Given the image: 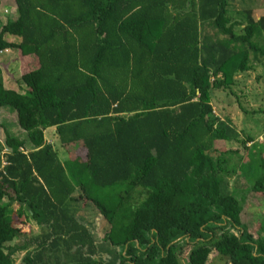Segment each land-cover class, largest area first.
Returning <instances> with one entry per match:
<instances>
[{
  "label": "trees",
  "instance_id": "obj_1",
  "mask_svg": "<svg viewBox=\"0 0 264 264\" xmlns=\"http://www.w3.org/2000/svg\"><path fill=\"white\" fill-rule=\"evenodd\" d=\"M12 1L0 54L30 61L20 90L3 86L0 65V108L26 136L0 126V264L20 251L21 264H105L72 201L101 217L116 264H178L182 247L187 264L211 251L264 264V222L253 236L228 186L239 174L248 192L264 191V161L241 165L250 137L237 149L215 144L236 134L210 104L264 62V11L244 9L236 30L231 0ZM12 204L37 235L16 227Z\"/></svg>",
  "mask_w": 264,
  "mask_h": 264
},
{
  "label": "rangeland",
  "instance_id": "obj_2",
  "mask_svg": "<svg viewBox=\"0 0 264 264\" xmlns=\"http://www.w3.org/2000/svg\"><path fill=\"white\" fill-rule=\"evenodd\" d=\"M251 9L257 14L264 11V0H231L229 2L228 12L230 17L240 20V24H245V13L240 10ZM227 12V13H228ZM15 17V9L12 0H0V24L4 25ZM239 23L235 25L238 30L241 27ZM238 27V28H237ZM8 62H7V61ZM18 53L15 50H8L0 54L1 75L4 79L5 87H11L14 90H20V86L15 87L14 81L20 77L23 71H28L24 63L20 62ZM27 69V70H26ZM11 79V80H10ZM235 84L232 87L234 95L226 91L213 92L210 101L214 115L220 119L228 118L230 127L236 134L235 140L216 141V145L223 149L240 148L239 142L246 143V137H250L251 142L246 144L247 150L242 152L241 165H259L260 159L264 161V62L260 65H254L250 71L237 74L234 77ZM13 86V87H12ZM0 126L4 127L7 132L15 138L25 139V133L18 128L15 123V116L9 108H0ZM45 136H49L48 133ZM0 141L3 142V132L0 128ZM241 152V151H240ZM1 157V155H0ZM1 159V158H0ZM2 165V160H0ZM244 167L240 166L239 171ZM238 171V173H239ZM229 189L234 190L233 196L238 201L240 207V220L245 223L250 233L255 236V231L260 222H264V191L256 190L247 191V183L244 179L236 174L228 180ZM79 216L87 219H77L83 225L87 226L94 245L96 247L95 259L105 264H116V249L100 240L101 233L106 227L101 217L95 214L89 204L79 201L76 206ZM23 217V216H22ZM20 215L12 216V220L20 231L27 235H37L40 231L30 219H24ZM228 231L235 233V230L226 228ZM225 230V229H222ZM222 230L216 231L217 234ZM189 247L175 249L178 257V264H187V252ZM23 251L17 252L12 257V264H21ZM205 264H228L225 258H220L211 251L208 254Z\"/></svg>",
  "mask_w": 264,
  "mask_h": 264
},
{
  "label": "crops",
  "instance_id": "obj_3",
  "mask_svg": "<svg viewBox=\"0 0 264 264\" xmlns=\"http://www.w3.org/2000/svg\"><path fill=\"white\" fill-rule=\"evenodd\" d=\"M241 11H242V13H243V10L241 9L240 10V12H239V14H238V19L240 18V16L242 15L241 14ZM230 11L228 12V16H229V18H230V22L231 23H234V24H237V23H239V25H238V27L240 26L241 28H242V26H243V24H240V20H236V19H233V18H231L230 17ZM252 15L255 17V18H258L259 17V15L260 14H257L255 11L253 12L252 11ZM237 27V28H238ZM236 28V27H235ZM30 61V58L29 57H26V58H24L23 59V62L22 61H20V62H22L21 64H25L26 63V61ZM7 61V60H6ZM8 62V61H7ZM2 80H3V86L5 87V84H4V79L2 78ZM11 80V79H10ZM14 83V85H15V87H16V84H15V81L13 82ZM13 87V86H12ZM5 88H7V89H12V90H14L13 88H11V87H5ZM46 133H48L49 134V136H45V134ZM43 138H44V141H45V143L46 144H51L52 146H53V141H54V137H53V129H45L44 131H43ZM2 143V141H0V144ZM3 150V152L2 153H7L8 151L6 150V149H2ZM29 151V147L28 146H25V148H23V151H22V153H27ZM1 159L0 160H2V155H1V157H0ZM3 161V160H2ZM6 163V162H5ZM6 165V164H5ZM4 165L2 164L1 165V162H0V168H2ZM78 202V201H77ZM78 204H79V202H78ZM69 205H70V210L75 206L76 207V205H77V203H75L74 201H72V202H70L69 203ZM11 208H12V216H18V215H20L21 217L23 216V213H24V210H25V207L23 206H18V205H16V204H12V206H11ZM75 217L77 218V219H80L79 217H81V216H79L78 217V215L76 214L75 215ZM23 218V217H22ZM81 219H87V218H82L81 217ZM86 228H87V226H85Z\"/></svg>",
  "mask_w": 264,
  "mask_h": 264
},
{
  "label": "built area",
  "instance_id": "obj_4",
  "mask_svg": "<svg viewBox=\"0 0 264 264\" xmlns=\"http://www.w3.org/2000/svg\"><path fill=\"white\" fill-rule=\"evenodd\" d=\"M2 164L5 165L6 163L3 161ZM262 213L264 214V211H262Z\"/></svg>",
  "mask_w": 264,
  "mask_h": 264
}]
</instances>
